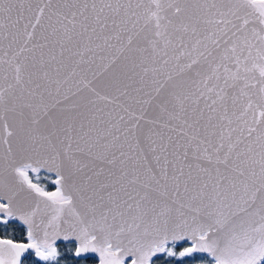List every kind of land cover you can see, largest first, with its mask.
<instances>
[{
	"label": "snow or ice",
	"instance_id": "6c2138e0",
	"mask_svg": "<svg viewBox=\"0 0 264 264\" xmlns=\"http://www.w3.org/2000/svg\"><path fill=\"white\" fill-rule=\"evenodd\" d=\"M0 264H264V0H0Z\"/></svg>",
	"mask_w": 264,
	"mask_h": 264
}]
</instances>
